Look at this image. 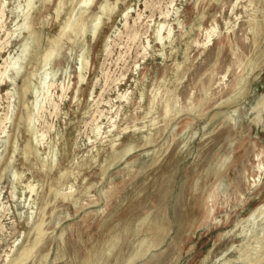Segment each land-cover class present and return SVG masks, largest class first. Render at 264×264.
I'll use <instances>...</instances> for the list:
<instances>
[{
	"label": "clouds",
	"instance_id": "1",
	"mask_svg": "<svg viewBox=\"0 0 264 264\" xmlns=\"http://www.w3.org/2000/svg\"><path fill=\"white\" fill-rule=\"evenodd\" d=\"M0 264H264V0H0Z\"/></svg>",
	"mask_w": 264,
	"mask_h": 264
}]
</instances>
